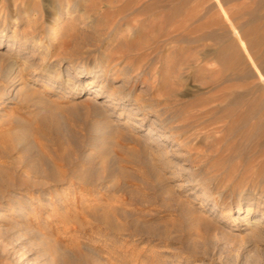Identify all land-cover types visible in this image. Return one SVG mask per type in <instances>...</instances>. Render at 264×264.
Listing matches in <instances>:
<instances>
[{
  "label": "rangeland",
  "instance_id": "rangeland-1",
  "mask_svg": "<svg viewBox=\"0 0 264 264\" xmlns=\"http://www.w3.org/2000/svg\"><path fill=\"white\" fill-rule=\"evenodd\" d=\"M2 35L0 264H264V0H0Z\"/></svg>",
  "mask_w": 264,
  "mask_h": 264
},
{
  "label": "bare ground",
  "instance_id": "bare-ground-1",
  "mask_svg": "<svg viewBox=\"0 0 264 264\" xmlns=\"http://www.w3.org/2000/svg\"><path fill=\"white\" fill-rule=\"evenodd\" d=\"M51 28H53V27H51ZM57 28H58V26H56V27H54L53 29H52V31H50L49 33L51 34V32L52 33H55L56 32V30H57ZM53 36V35H52ZM48 37V36H47ZM9 41V42H11L12 43V45L14 46V45H16V44H18V39H16V38H12V37H10L9 35H2V36H0V43L1 42H3V41ZM34 40V39H33ZM37 40V39H36ZM48 47V46H47ZM47 56V55H46ZM45 56V57H46ZM6 58V57H5ZM15 69V68H14ZM3 71V70H2ZM21 72V71H20ZM93 71H90V72H85L84 70H82V69H79L78 70V72H77V74L76 75H73L72 73H71V71H70V69L69 68H66V70L65 71H63V74H65L68 78H66L65 80L70 84L71 82H73V80H76V78H88V77H91L90 79L91 80H89V82L87 83V85H86V88L88 89V90H90V91H92L94 94H95V96H91L90 98L92 99V100H95V103L96 104H98V105H100V106H102L103 105V107H105V112L107 113V115L108 116H111V115H113V114H115V113H118L119 114V116H122V115H124L125 113H124V110H125V106H127V105H131L130 103H127L126 102V99L124 98L125 96H123V95H121L120 93H117V91H113V92H111V93H107V91L106 90H104L105 88H104V85H100L99 87H97V88H94V85H96L95 83H97L98 82V80H97V78L99 77V74H97V72L95 73V74H93L92 73ZM16 74V73H15ZM16 76H18L17 74H16ZM51 79H52V77H50ZM49 78V79H50ZM10 79V78H9ZM17 79V78H16ZM22 79V78H21ZM106 79V78H105ZM80 80V79H79ZM83 80L84 79H81V82H83ZM14 82H15V80H14ZM28 83V82H27ZM67 83V84H68ZM68 84V85H69ZM72 84V83H71ZM25 85V84H24ZM47 85V84H46ZM8 86V85H7ZM28 86V85H27ZM26 86V89H24V88H22V90H20V89H18V90H16V87L15 86H13L11 89H9L8 90V88L9 87H7V89H6V92H3V96H2V98L3 99H5L4 101H8V100H10V99H20V100H25V101H27V100H32V99H34L33 98V95L34 94H36L35 93V91L33 90V88H31V87H27ZM93 89V90H92ZM5 91V90H4ZM123 91V90H122ZM81 92H84L83 91V89L81 90V91H79L78 93H81ZM79 95V94H78ZM101 96H106V97H108V101L110 102V104H102V103H100V101H98V97H101ZM39 98V97H38ZM43 101V100H42ZM29 102H31V101H29ZM33 102V101H32ZM3 103H5V102H3ZM41 104H43V103H41ZM23 105V104H22ZM35 105V104H34ZM42 107V106H41ZM101 108V107H100ZM118 109H120V111L118 110ZM131 110H130V112L129 113H131L130 115L131 116H133V115H136V114H138L139 113V109H138V107L137 106H133L132 105V107L130 108ZM39 110V109H38ZM42 110V109H41ZM103 110V111H104ZM104 112V113H105ZM105 113V114H106ZM13 115V114H12ZM40 116H41V114H40ZM42 119V118H41ZM126 122H128V120L126 121ZM25 124H27V123H25ZM109 125V124H108ZM27 126V125H26ZM29 127V126H28ZM111 128V127H110ZM115 130V129H114ZM103 131V130H102ZM157 133L154 131V129L153 128H150L149 129V131H148V135L150 136V135H156ZM157 136L158 137H160V138H162V139H166L167 138V136L166 135H164V134H157ZM155 137V136H154ZM154 137H153V139H154ZM148 140H149V138H148ZM155 141L157 140V139H154ZM151 141H153V140H151ZM157 142H158V140H157ZM151 143V142H150ZM159 143V142H158ZM159 146V145H158ZM29 147V146H28ZM176 163V162H175ZM48 177L50 178V179H52L53 181H57L58 180V178H59V172L58 171H56L54 168H48ZM43 182V181H42ZM61 183V182H60ZM68 183V182H67ZM193 182H191L190 180H189V182H188V184H186V185H190V184H192ZM49 184V183H48ZM57 186V185H56ZM56 186L55 187H53V188H50V189H46V190H42L41 192H40V194L42 195V197H41V205H50V202H52V201H59L58 199H60L61 198V196H62V190L63 189H61V192H54L55 194H54V197H53V192L52 191H56ZM51 187V186H50ZM191 188H193V192L194 193H197V192H199L200 191V189H198V187L196 188V187H194V186H192ZM195 189V190H194ZM64 193V192H63ZM197 195V197L199 196H202L203 197V193H197L196 194ZM206 195V194H205ZM204 195V196H205ZM24 198V197H23ZM52 198H54L53 200H52ZM33 199V198H32ZM14 200V199H13ZM31 200V199H30ZM15 202V201H14ZM26 202H27V200H26ZM32 203V202H31ZM30 203V204H31ZM31 205H33V204H31ZM30 208V207H29ZM240 208V207H239ZM3 210H5V211H7V212H10L11 214H10V216H19V217H21V218H24V216H25V214H27L29 211H27V208L26 207H24V204H16V206L15 207H13V208H9L8 206H4L3 208H2ZM31 209H33L32 207L30 208V210ZM37 211V210H36ZM35 211V212H36ZM227 212V215H232V208H230V209H228V210H226ZM247 216L246 217H244L245 219H243V217L241 218V220H249V217H248V215L250 214V208H248L247 209ZM252 211V210H251ZM34 213V212H33ZM242 213V212H241ZM30 214V213H29ZM263 214V213H262ZM264 215V214H263ZM238 218H240V216H237L236 215V219H238ZM246 221V224H247V226H249V228L252 230V235L253 236H258V237H261L262 236V233L264 232V230H262L260 227H259V224H260V218H259V220H258V218L257 219H255V220H249V221ZM18 222V221H17ZM248 228V227H247ZM0 229L1 230H3L4 228H2V227H0ZM6 229V228H5ZM4 229V230H5ZM7 230V229H6ZM251 233V232H250ZM263 235H264V233H263ZM262 237H264V236H262ZM50 238H52V237H50ZM13 239V238H12ZM53 239V238H52ZM18 240V239H17ZM251 240V239H250ZM19 241V240H18ZM261 241V240H260ZM257 242V241H256ZM259 247V246H258ZM62 249V248H61ZM61 249H59V250H61ZM258 249V248H257ZM261 250V249H260ZM56 251H57V249H56ZM264 251V250H263ZM58 252V251H57ZM264 253V252H263ZM65 255H66V253H65ZM57 258L55 259V261H57V260H59V261H61V260H63V255H61V254H58L57 253ZM97 259H99V258H97ZM54 261V262H55ZM99 261V260H98ZM68 264H73V261H71V260H67L66 261ZM108 264V263H107Z\"/></svg>",
  "mask_w": 264,
  "mask_h": 264
}]
</instances>
